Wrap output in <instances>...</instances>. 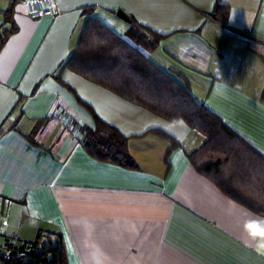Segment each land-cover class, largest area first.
<instances>
[{"label":"crops","instance_id":"1","mask_svg":"<svg viewBox=\"0 0 264 264\" xmlns=\"http://www.w3.org/2000/svg\"><path fill=\"white\" fill-rule=\"evenodd\" d=\"M55 3L32 19L22 0H0V244L49 232L67 264H264V216L188 157L205 137L66 66L89 16L128 42L133 20L163 35L139 46L145 57L264 156V0ZM94 114L127 137L137 168L87 153L80 127Z\"/></svg>","mask_w":264,"mask_h":264},{"label":"trees","instance_id":"2","mask_svg":"<svg viewBox=\"0 0 264 264\" xmlns=\"http://www.w3.org/2000/svg\"><path fill=\"white\" fill-rule=\"evenodd\" d=\"M227 14L228 7L217 2L213 17L225 20ZM130 22L126 37L131 43L89 16L66 66L170 121L183 119L205 137L202 145L188 154L194 167L223 193L264 216V156L199 104L186 86L149 61L139 46L153 49L163 35ZM7 35V31L0 34V47ZM261 98L264 102V89ZM94 122V127H80L87 153L98 160L137 168L128 152L127 137L95 114ZM152 131L172 139L162 131ZM19 248L26 252L24 258L0 259V264H67L59 234L40 232L34 241Z\"/></svg>","mask_w":264,"mask_h":264},{"label":"built area","instance_id":"3","mask_svg":"<svg viewBox=\"0 0 264 264\" xmlns=\"http://www.w3.org/2000/svg\"><path fill=\"white\" fill-rule=\"evenodd\" d=\"M26 14L32 19L52 16L56 13L55 0H22ZM1 234V231H0ZM22 244L18 235H10L0 244V259L10 262L16 259H22L26 252L19 248Z\"/></svg>","mask_w":264,"mask_h":264},{"label":"water","instance_id":"4","mask_svg":"<svg viewBox=\"0 0 264 264\" xmlns=\"http://www.w3.org/2000/svg\"><path fill=\"white\" fill-rule=\"evenodd\" d=\"M116 15L125 21H128V22L130 21V18L127 16V14L121 10H117Z\"/></svg>","mask_w":264,"mask_h":264},{"label":"clouds","instance_id":"5","mask_svg":"<svg viewBox=\"0 0 264 264\" xmlns=\"http://www.w3.org/2000/svg\"><path fill=\"white\" fill-rule=\"evenodd\" d=\"M246 228H247V225H246ZM248 229V228H247ZM249 230V229H248ZM250 231V234H251V236H253V237H257V236H259V235H257V234H255V233H253L251 230H249ZM259 237H262V236H259ZM261 248H264V242H262L261 243V246H260Z\"/></svg>","mask_w":264,"mask_h":264},{"label":"snow or ice","instance_id":"6","mask_svg":"<svg viewBox=\"0 0 264 264\" xmlns=\"http://www.w3.org/2000/svg\"><path fill=\"white\" fill-rule=\"evenodd\" d=\"M262 223H264V222H262Z\"/></svg>","mask_w":264,"mask_h":264}]
</instances>
